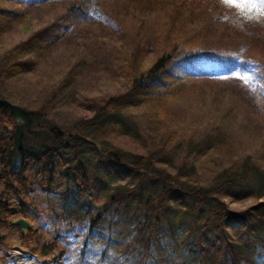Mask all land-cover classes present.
<instances>
[{"label":"trees","instance_id":"16d2710c","mask_svg":"<svg viewBox=\"0 0 264 264\" xmlns=\"http://www.w3.org/2000/svg\"><path fill=\"white\" fill-rule=\"evenodd\" d=\"M124 1L140 27L147 10L197 46L169 45L148 61L151 28L130 37L100 0H0V36L27 12L52 10L20 43L0 46V99L39 133V146H26L0 105V261L18 215L46 220L16 238L58 264H264V100L246 85L264 90V0ZM207 26L222 33L206 44ZM98 27L108 39L91 48ZM61 49L71 63L59 75L47 60ZM33 73L41 78L28 94ZM104 74L117 90L93 94ZM98 162L119 184L96 204ZM54 186L59 198L39 207L34 192ZM224 196L255 203L232 211Z\"/></svg>","mask_w":264,"mask_h":264},{"label":"rangeland","instance_id":"374dc122","mask_svg":"<svg viewBox=\"0 0 264 264\" xmlns=\"http://www.w3.org/2000/svg\"><path fill=\"white\" fill-rule=\"evenodd\" d=\"M100 2H101V4L105 5L104 8L108 12L110 11V13H111L110 16H112V14L123 16L122 26L126 30L129 31L130 37H132V35H136V37H137L138 35L142 34V30L146 25H147V30H149V28H151V30H149L151 32V34L153 32L151 37L153 39L156 38V40L153 44L149 45V47L147 48V52L145 53V57H146V59H148V61L153 57V54L155 52H160V51L166 50L169 45L171 46L173 44H185V45H189V46H197L195 44V42L186 43L187 39L191 35L190 31L183 30L180 33H176L175 31L169 32L167 27L162 26V23H160L162 21L160 19L158 20V18H155L156 23L154 25L152 23L153 20H152L151 16L148 14L147 10L144 11V13H145L144 15L142 14L143 17H145V20L142 23V24H144V26L140 27L139 22L133 20L131 17L124 14L122 6H121V4H124V2H125L124 0H100ZM166 2L167 1H165V0H153L152 4L157 6V7H160V8H165V7L168 8ZM26 14L27 15L25 18H23L20 22H16V21L13 22V24L10 26L11 28L0 36V46L1 47H8L10 45L12 46V45H16L17 43H20L21 40L29 34V32H31L32 30H35L37 27H39L45 21L48 20L49 16L52 14V10L50 8H39V9L32 10L30 12H27ZM212 27L211 26L208 27L209 32L206 34V36L209 38V40H208V42H205L206 44L213 42L215 40V35L222 33V30L220 28H212ZM263 27H264V22H263ZM104 29H105V27H98L94 31L96 34L95 36L88 37L85 39L86 44L90 46L91 45L90 40L93 39V41H96V45H94V46L91 45V48H92V47L99 46V44H101L102 42H105L106 37L108 39V35H104V32L106 30V29L105 30ZM137 31H138V34H137ZM184 31H187L189 34L185 35ZM248 38L250 39L249 34H247L246 36L241 35V39H248ZM137 40H140V39H137ZM131 41H132V39H131ZM237 41L238 40H234V39L231 40L230 46L237 45ZM67 55H69V51H65L63 49L54 51L52 53V55L49 56L50 59L47 60L48 61L47 66H49V65H51V67L53 66L54 67L52 69L53 72L57 73L59 75L65 73L68 65H70V63H71V59L66 58ZM40 70L45 71V69L43 67H41ZM37 72L39 73V70ZM25 77L26 78L22 81V83L24 85V89L27 91L28 94H33L34 92L37 91L36 85L39 81V78H41V76L35 75V73H33V74H27V75H25ZM99 79H100V81L98 82V84H100V88L99 89H93V91H92L93 94H96L97 91H100V90H104V91L107 90L108 92H112L113 90L116 91L118 86H119V83L116 82L114 79H112V77H110L107 74L101 75ZM247 79H249V78H247ZM36 81H37V83H36ZM246 85H247L248 89L253 92V94L257 95L258 98L261 96V98L264 100V90L261 91V88L263 87V85L261 83L253 81L252 85H248V84H246ZM255 87H256V90H255ZM252 96L254 97V95H252ZM260 107L264 108V105H261ZM21 109H23V108H21ZM25 112H27V111H25ZM65 117L66 116H64L63 114H59L57 116V119H61V121H64V120L69 121ZM29 118H30V116H29ZM16 126L23 129V130L19 129V131H20L19 133H21L26 146H32V147H35L36 145L39 146V135H38L39 133L38 134L37 133L36 134H27V132H26V131L31 130V126H32L31 119H30V124H29L28 128H25L24 126L17 125V124H16ZM40 132L42 133L43 131H40ZM245 138L246 137H244V139H243L244 143L246 140ZM119 142H120V146L122 148H125L124 145L122 144L124 141L119 139ZM243 150H245L244 144H243ZM85 156L87 158V161L90 164L92 162L96 161L95 157L92 156V154L91 155L89 154V156H87V155H85ZM96 167L101 173V176H102L101 182L103 181L102 182L103 184L96 186L95 192L91 196H92V198H94V202L96 204H99L102 201H104V198H105L104 195H107L108 191L112 188V186L109 184V182L113 186L118 185L119 183H116V180H114L108 176L107 171L103 170L100 162L97 163ZM263 167H264V164H263ZM87 169H88L89 173H92L93 166L89 165V166H87ZM249 185L251 186V183H249ZM252 187H254V186L252 185ZM57 189H58V187L54 186V187H51L49 190H46L44 188H40L39 192H37V193L34 192V199L37 202V204L39 205V207L44 208L47 203L53 204L54 201H56L59 198V192ZM244 190H247V189L244 187ZM222 201L224 202L225 206L229 210H232V211L244 210V209L250 207L252 204L255 203V200L252 197H247V198H243L241 200L235 201L234 198H230L229 196H224V197H222ZM259 201H264V198H261ZM14 211H15L14 207H12L10 209V212L12 214L17 215L18 213L14 212ZM18 217H19L18 215L15 216V219L18 220L19 219ZM17 220H15V221H17ZM42 226L44 228L47 227L46 220H43V218L38 219V221L33 222L32 224H29V227L33 230H38ZM26 231L22 230L20 228H17L14 231V233L10 239L9 249L4 253L3 259H2V261H0V264H40V262H42L43 264H58L59 257L57 255L53 256L52 258L51 257H44V256H41L38 254H33L31 251H29V250H27L21 246V242L17 240L16 235L18 233L24 234ZM1 249L2 248L0 246V250Z\"/></svg>","mask_w":264,"mask_h":264},{"label":"water","instance_id":"95a60500","mask_svg":"<svg viewBox=\"0 0 264 264\" xmlns=\"http://www.w3.org/2000/svg\"><path fill=\"white\" fill-rule=\"evenodd\" d=\"M0 105H3L8 110L10 115L13 117L15 124L24 126L25 128L29 127L30 118L27 112H25L20 107L2 99H0ZM14 224L25 231L29 228V224L22 219L17 220Z\"/></svg>","mask_w":264,"mask_h":264},{"label":"bare ground","instance_id":"6f19581e","mask_svg":"<svg viewBox=\"0 0 264 264\" xmlns=\"http://www.w3.org/2000/svg\"><path fill=\"white\" fill-rule=\"evenodd\" d=\"M18 220H19V219H18ZM15 222H16V221H15ZM15 222H14V223H15ZM14 223H13V224H14ZM14 225H15V224H14ZM15 226H16V225H15ZM40 264H43V263H42V262H40Z\"/></svg>","mask_w":264,"mask_h":264},{"label":"snow or ice","instance_id":"6c2138e0","mask_svg":"<svg viewBox=\"0 0 264 264\" xmlns=\"http://www.w3.org/2000/svg\"><path fill=\"white\" fill-rule=\"evenodd\" d=\"M229 2H231V0H229Z\"/></svg>","mask_w":264,"mask_h":264}]
</instances>
